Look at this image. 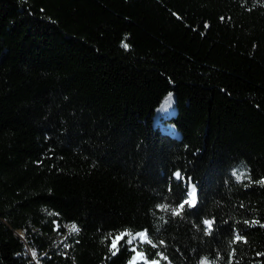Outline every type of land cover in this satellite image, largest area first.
Wrapping results in <instances>:
<instances>
[{
    "label": "trees",
    "instance_id": "obj_1",
    "mask_svg": "<svg viewBox=\"0 0 264 264\" xmlns=\"http://www.w3.org/2000/svg\"><path fill=\"white\" fill-rule=\"evenodd\" d=\"M261 181L264 0H0V264H264Z\"/></svg>",
    "mask_w": 264,
    "mask_h": 264
},
{
    "label": "snow or ice",
    "instance_id": "obj_2",
    "mask_svg": "<svg viewBox=\"0 0 264 264\" xmlns=\"http://www.w3.org/2000/svg\"><path fill=\"white\" fill-rule=\"evenodd\" d=\"M205 27H207V25H205ZM123 47L127 48L128 45L125 43L122 45ZM171 98V96L169 95V99ZM235 175V173H234ZM175 176L177 179H181V175L179 172L175 173ZM238 179H240L241 177H237ZM261 183H264V181H261ZM189 199L188 200H185L183 201L177 208H174L172 209V212L174 215H179L180 212L183 210L184 208V205L185 204H188L190 207L191 206H194V203H195V188L193 187L191 193H189ZM158 207L164 209V210H167V205H159ZM203 223L205 225L208 226V229L210 230L211 227H212V224H213V221L211 220H205L203 221ZM68 227V231L69 233H73V232H78L79 229L78 227L75 225V224H72L70 226H67ZM124 237H128V239L126 240V243L131 245L133 244V242L137 239H140L142 242H147V243H151V240L148 238V235H147V230H144L143 232H138V233H135L133 234L131 231L129 230H125L124 232H121L119 234H116L115 236H113L111 233L109 234L108 237H106V239H110L111 240V243L109 245V251L112 253V255H115L116 252L118 251V242L121 241L122 239H124ZM67 238V237H66ZM243 237H241L240 235H236L235 236V240L236 241H240L242 240ZM161 243H163L161 241ZM132 251L135 253V255L132 257V260L129 262V264H137V258L141 259L144 261V264H149V262L147 261V258L143 256L142 253L140 252H136V249L133 248ZM33 256L36 255L35 252L32 253ZM165 259H167L166 257H164ZM151 264H158L157 261H152ZM202 264H207V261H202Z\"/></svg>",
    "mask_w": 264,
    "mask_h": 264
},
{
    "label": "rangeland",
    "instance_id": "obj_3",
    "mask_svg": "<svg viewBox=\"0 0 264 264\" xmlns=\"http://www.w3.org/2000/svg\"><path fill=\"white\" fill-rule=\"evenodd\" d=\"M173 103H174V99H173V96H171L170 99L168 98L166 101H164V102H162V103L160 104L159 108L157 109V111H156V113H155V118H156V120H155V122H154V125H155V126H157V120H159V119H161V118H167V117H169V116H171V115L174 114V106H173ZM159 127H160L161 130L168 131V132H170V133H172V134H175V130H174L173 126H171V125H166V126H165V124H164L163 122H160V123H159ZM188 193H189V192H188ZM190 193H191V192H190ZM189 198H190V197H189ZM189 198H187V200H188ZM67 226H70V224L67 225ZM67 226H66V229L68 230V227H67ZM20 234H21V232H20ZM126 238L128 239V237H124V239H126ZM63 239H64V236H63V235H58L57 238H56V241H57V242H61ZM122 240H123V239H122ZM144 243H147V242H142L140 239L135 240V241L133 242V244L130 245L131 250H132L133 248H135V249H136V252H140V253L143 254L144 257H146L145 254H144V252H143L142 250L139 249V245L144 244ZM33 252L36 253L35 256L32 255ZM29 254H30L31 258L35 260V262H36L37 264H41L40 261L37 259V252H36L35 250H32V249H31V250L29 251ZM132 255L134 256L135 253L133 252ZM131 260H132V259H131ZM147 261H150V260H147ZM150 262H151V261H150ZM157 262H158V261H157ZM137 263H144V261H141V260H140V261H137ZM128 264H129V263H128ZM158 264H159V262H158Z\"/></svg>",
    "mask_w": 264,
    "mask_h": 264
},
{
    "label": "bare ground",
    "instance_id": "obj_4",
    "mask_svg": "<svg viewBox=\"0 0 264 264\" xmlns=\"http://www.w3.org/2000/svg\"><path fill=\"white\" fill-rule=\"evenodd\" d=\"M194 188H195V187H194ZM196 196H197V195H196V189H195V197H194L195 200H196ZM140 260H141V259L137 258V261H140ZM141 261H143V260H141ZM148 262H149V264H151L152 261H151V262L148 261Z\"/></svg>",
    "mask_w": 264,
    "mask_h": 264
},
{
    "label": "water",
    "instance_id": "obj_5",
    "mask_svg": "<svg viewBox=\"0 0 264 264\" xmlns=\"http://www.w3.org/2000/svg\"><path fill=\"white\" fill-rule=\"evenodd\" d=\"M196 194H197V191H196ZM195 203H196V200H195ZM195 203H194V204H195ZM155 261H157V260H155Z\"/></svg>",
    "mask_w": 264,
    "mask_h": 264
}]
</instances>
